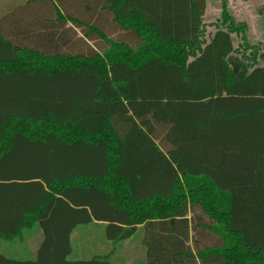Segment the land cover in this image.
<instances>
[{"label":"trees","instance_id":"trees-1","mask_svg":"<svg viewBox=\"0 0 264 264\" xmlns=\"http://www.w3.org/2000/svg\"><path fill=\"white\" fill-rule=\"evenodd\" d=\"M16 2L0 18V241L43 240L0 264H117L136 235L143 264H264V56L227 0L209 37L206 0ZM95 221L114 246L70 260Z\"/></svg>","mask_w":264,"mask_h":264},{"label":"rangeland","instance_id":"rangeland-1","mask_svg":"<svg viewBox=\"0 0 264 264\" xmlns=\"http://www.w3.org/2000/svg\"><path fill=\"white\" fill-rule=\"evenodd\" d=\"M13 0H0V16L6 12ZM19 3H25L26 0H18ZM207 9L203 22L206 25L207 37L216 29V24L222 15V0H206ZM227 9L236 23L245 25V35L247 43L257 47L258 52L264 56V0H227ZM234 45L238 48L242 44L241 37L237 34L232 35ZM264 64V57L259 61ZM79 230H82L81 228ZM91 232L78 231L73 234V253L70 260H89L96 255L108 253L114 246L106 239L104 229H90ZM43 240L42 232L39 226L32 230L24 232L22 238L12 242L0 241V255L15 260H32L37 256L38 248ZM91 243L97 244V250L91 248ZM110 245L108 250L104 245ZM91 246V247H90ZM118 248L109 260L112 263H146L145 247L139 235L127 240L123 245H116Z\"/></svg>","mask_w":264,"mask_h":264},{"label":"crops","instance_id":"crops-1","mask_svg":"<svg viewBox=\"0 0 264 264\" xmlns=\"http://www.w3.org/2000/svg\"><path fill=\"white\" fill-rule=\"evenodd\" d=\"M16 5H18L17 2H16V3H11V4L9 5V7L6 8V9H7L6 12H5L4 14H2V15L0 16V18H1L3 15H5V14L11 12V11L14 9V7H16ZM95 223H96V224H91V225H88V226H81V227H78V229L74 232V234H75L76 232H78V231L91 232L90 229H104V228H105V225H100V226H99L98 224H106V223H102L101 221H95ZM98 226H99V227H98ZM80 228H81L82 230H79Z\"/></svg>","mask_w":264,"mask_h":264}]
</instances>
